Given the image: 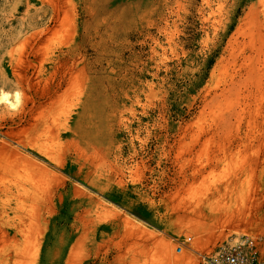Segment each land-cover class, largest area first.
Returning a JSON list of instances; mask_svg holds the SVG:
<instances>
[{"label": "rangeland", "instance_id": "374dc122", "mask_svg": "<svg viewBox=\"0 0 264 264\" xmlns=\"http://www.w3.org/2000/svg\"><path fill=\"white\" fill-rule=\"evenodd\" d=\"M249 32L264 0H0V264L264 261Z\"/></svg>", "mask_w": 264, "mask_h": 264}, {"label": "bare ground", "instance_id": "6f19581e", "mask_svg": "<svg viewBox=\"0 0 264 264\" xmlns=\"http://www.w3.org/2000/svg\"><path fill=\"white\" fill-rule=\"evenodd\" d=\"M261 15V14H260ZM250 16H252V14L250 13L248 18H250ZM261 19V18H260ZM261 21V20H260ZM261 23V22H260ZM261 32V31H260ZM248 37L250 38V50L251 51V54L248 56V57H244L242 59L245 60V65L243 64V66H245V72L247 74V80L248 79H251L257 72V70L259 69L258 68V64L261 63L260 60H261V56L264 54L263 52V47H264V36H259L261 38L260 43L261 45H258V46H261L260 49L257 47V43H254L255 40H256V35L254 32H249L247 33ZM264 35V33H263ZM254 43V44H252ZM245 44V43H244ZM246 45V44H245ZM241 51H244V49H242ZM253 53H255V57L252 56ZM253 59L255 60L253 62ZM263 60V59H262ZM258 63V64H257ZM261 70H259L260 72ZM238 74V73H237ZM246 80V79H245ZM251 84V83H250ZM236 85V84H235ZM245 86V85H244ZM242 87V86H241ZM239 88V87H238ZM21 102V99H20V94L17 92L14 96H11L9 93H6V92H1L0 93V109L3 107V105H7L9 108L11 109H15L19 106ZM3 116V115H2ZM46 156L47 153H45ZM26 164H30L28 165V167L32 166V164H34L32 161L30 162L29 160H25ZM0 167H2V165H0ZM30 169V168H29ZM8 187L3 191L4 193H7L9 192L8 191Z\"/></svg>", "mask_w": 264, "mask_h": 264}, {"label": "built area", "instance_id": "2783aa9c", "mask_svg": "<svg viewBox=\"0 0 264 264\" xmlns=\"http://www.w3.org/2000/svg\"><path fill=\"white\" fill-rule=\"evenodd\" d=\"M248 240H242L236 247L224 246L218 252L202 255L203 264H264V261L247 256L242 247L248 244Z\"/></svg>", "mask_w": 264, "mask_h": 264}]
</instances>
